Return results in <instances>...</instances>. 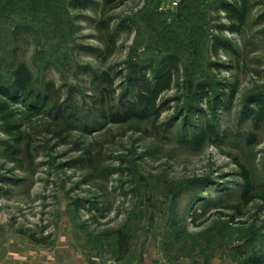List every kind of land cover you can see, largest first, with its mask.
I'll list each match as a JSON object with an SVG mask.
<instances>
[{
  "label": "rangeland",
  "instance_id": "obj_1",
  "mask_svg": "<svg viewBox=\"0 0 264 264\" xmlns=\"http://www.w3.org/2000/svg\"><path fill=\"white\" fill-rule=\"evenodd\" d=\"M69 1L0 0V102L18 128L0 119V264H264V124L248 118L264 102V0L234 34L231 0ZM19 64L30 98L13 91ZM166 73L143 113L138 83ZM129 103L145 118L114 123ZM206 122L218 136L189 143Z\"/></svg>",
  "mask_w": 264,
  "mask_h": 264
},
{
  "label": "trees",
  "instance_id": "obj_2",
  "mask_svg": "<svg viewBox=\"0 0 264 264\" xmlns=\"http://www.w3.org/2000/svg\"><path fill=\"white\" fill-rule=\"evenodd\" d=\"M129 0H104V3L106 6H113L119 7L123 5L125 2ZM252 0H231L230 2H225L220 5V12H222L226 18V20H229L232 24L231 33H239L240 30L244 27L247 15L250 10V4ZM96 7V4L93 3L90 0H70L68 2V8L72 10H82L86 11L88 9H91ZM108 23V22H107ZM106 22H101L98 24V28L100 30H108L109 25ZM20 27H17L19 29ZM110 40H113V38L110 37ZM13 91L15 93V96L19 97H25L28 98L31 96L30 87L32 83L31 75L28 71V69L25 67L24 64H19L15 67L13 72ZM172 75L171 73H166L163 77L156 79L155 83L152 84L147 79H142L140 83H138L139 87V102L138 104L142 107L143 113H155L157 115L156 111V102L158 97L165 91L169 90L172 84ZM137 85V83H136ZM9 91L4 90L0 87V96L4 98H9ZM30 98V97H29ZM256 106V109L254 111H251L248 115V118L251 119L253 128L255 131H258L259 128L264 124V102L261 101H255L253 103ZM124 106V105H123ZM126 106V105H125ZM127 113L124 114H113L110 116L111 120H113L114 123H125L128 120H131L133 118H145L144 115L139 116L135 110L137 107L134 103H129L127 106ZM192 113V112H191ZM0 119L3 122L4 125L8 126V133H12L13 131H16L18 128L11 126V122L14 119L13 112L9 109L8 106L5 104H2L0 102ZM205 130L202 131L201 139L198 141V138L196 137V134H192V139L188 141L189 143H203L204 140H206L209 136L217 137L216 131L214 130V127H212V124L209 122H206ZM255 137L254 135H249L247 137V143L248 144H254ZM187 142V143H188ZM243 180H244V186L242 193L240 194V200L242 201L241 204L243 207H248L252 202L255 200L251 193V185L249 178L247 174L243 171L242 174ZM93 210L97 211V208H93ZM90 212V210H88ZM21 234V233H20ZM21 235L27 236V238L35 243V244H43V240H37L32 235H27L25 232ZM114 235L117 239V254L118 258L117 261L121 262L124 260V258L129 253V238L127 235L122 233L121 231H115ZM90 236V235H89ZM259 258L254 259L252 261V264H259Z\"/></svg>",
  "mask_w": 264,
  "mask_h": 264
},
{
  "label": "crops",
  "instance_id": "obj_3",
  "mask_svg": "<svg viewBox=\"0 0 264 264\" xmlns=\"http://www.w3.org/2000/svg\"><path fill=\"white\" fill-rule=\"evenodd\" d=\"M19 256H20L19 264H22V254L20 253ZM149 258H150V256H149ZM157 258L159 260V256L158 255H156L155 259H152V260H157ZM161 262L164 263L163 261H161ZM218 263H220V262H218ZM260 263H261V261H259V264ZM212 264H215V263H212ZM222 264H226V263L222 262Z\"/></svg>",
  "mask_w": 264,
  "mask_h": 264
},
{
  "label": "built area",
  "instance_id": "obj_4",
  "mask_svg": "<svg viewBox=\"0 0 264 264\" xmlns=\"http://www.w3.org/2000/svg\"><path fill=\"white\" fill-rule=\"evenodd\" d=\"M176 1H178V2H179L180 0H173V2H176ZM178 2H177V3H178Z\"/></svg>",
  "mask_w": 264,
  "mask_h": 264
}]
</instances>
